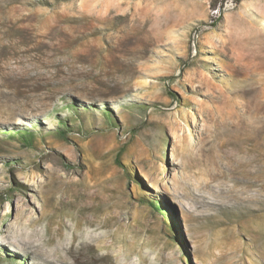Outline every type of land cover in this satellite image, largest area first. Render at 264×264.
<instances>
[{
    "label": "rangeland",
    "instance_id": "374dc122",
    "mask_svg": "<svg viewBox=\"0 0 264 264\" xmlns=\"http://www.w3.org/2000/svg\"><path fill=\"white\" fill-rule=\"evenodd\" d=\"M218 1L0 0V264H264V0Z\"/></svg>",
    "mask_w": 264,
    "mask_h": 264
},
{
    "label": "built area",
    "instance_id": "2783aa9c",
    "mask_svg": "<svg viewBox=\"0 0 264 264\" xmlns=\"http://www.w3.org/2000/svg\"><path fill=\"white\" fill-rule=\"evenodd\" d=\"M238 2L239 0H219L217 5L210 10V14L216 15V12H219L222 9H232Z\"/></svg>",
    "mask_w": 264,
    "mask_h": 264
},
{
    "label": "trees",
    "instance_id": "16d2710c",
    "mask_svg": "<svg viewBox=\"0 0 264 264\" xmlns=\"http://www.w3.org/2000/svg\"><path fill=\"white\" fill-rule=\"evenodd\" d=\"M53 108V114L55 116V114H57L58 112V109L55 107V106H51ZM59 118V117H58ZM59 120L64 123L65 125L66 124V121H68L67 119L66 120H62L59 118ZM19 134H21L22 138L25 139L28 143H31V140L28 138V135H27V132L25 130H20L18 131ZM119 163V161H117ZM158 210H161L160 206H158Z\"/></svg>",
    "mask_w": 264,
    "mask_h": 264
}]
</instances>
